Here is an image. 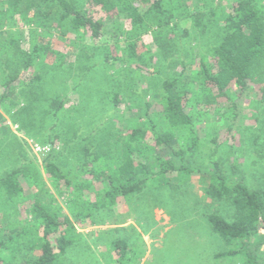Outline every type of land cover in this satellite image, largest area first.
<instances>
[{
    "label": "rangeland",
    "instance_id": "374dc122",
    "mask_svg": "<svg viewBox=\"0 0 264 264\" xmlns=\"http://www.w3.org/2000/svg\"><path fill=\"white\" fill-rule=\"evenodd\" d=\"M74 1L96 18L105 20L104 39L96 42L89 34L78 39L73 32L39 30L38 34L49 38L50 46L63 54V62L56 66L60 55L57 59H46L49 69L42 83H32L33 75L38 73L35 68L24 72L11 85L13 92L0 100V177L9 170L25 168L30 180L41 178L39 193L44 202L69 215L74 196L82 193L79 201H99L104 195V184L95 181L89 189L79 192L74 185L50 175L44 159L73 169L70 176L76 183L81 178L78 168L85 159L82 152L85 144L94 150L111 148L108 155L113 157L123 129L149 117L158 122L162 118L158 97L161 81L182 70V65L176 63L178 56L184 62L191 57L196 59L218 42L224 17L236 0H166L167 8L174 7L178 16L181 7L188 10V15H195L194 19H177L181 27L189 30V37L181 35L173 25V29L166 31L164 42H154L153 31L158 28L151 21L147 22L148 32L134 37L126 12L112 19L92 0ZM256 2L264 5V0ZM197 16L205 26L196 24ZM18 18L15 30L21 33L19 46L27 50L32 43L31 27L24 17ZM128 42L137 44L144 62L120 66L122 47ZM164 46L169 47L170 55L164 52ZM110 49L109 59L106 53ZM4 53L2 50L1 54ZM4 63L0 56V64ZM190 71L188 66L185 72ZM5 83L0 70V97L5 92ZM116 93L121 98L117 107ZM230 94L235 99V109L230 99L220 98L197 111L198 133L205 142L201 161L209 164L217 157L226 172L233 175L231 162L238 157L244 181L257 185L259 174L264 170L261 83L250 81L245 90L232 89ZM57 100L63 102L59 116H55ZM215 134L217 144L208 140ZM256 135L262 154L254 142ZM28 178L25 181L21 177L25 187L23 197H0V232L6 236L28 227L29 198L35 190ZM199 178L198 173L180 177L176 186L162 189L149 183L141 192L121 197L112 206L93 208L91 219L84 226L77 223L81 235L64 256V264H111L114 255L111 242L118 238L126 239L132 246L136 264H238V258L233 256L215 259L216 253L231 246L213 232L207 219L213 212L230 219L234 209L227 201L207 196ZM262 240L264 229L254 243Z\"/></svg>",
    "mask_w": 264,
    "mask_h": 264
},
{
    "label": "trees",
    "instance_id": "16d2710c",
    "mask_svg": "<svg viewBox=\"0 0 264 264\" xmlns=\"http://www.w3.org/2000/svg\"><path fill=\"white\" fill-rule=\"evenodd\" d=\"M92 1L112 19H118L126 12L134 37L148 32L150 26L147 22L150 21L158 28L153 31L154 42H164L166 31L173 29V25L181 35L190 36L189 30L181 27L177 19H194L195 14L188 15V10L181 7L178 16L174 7L167 8L166 0ZM18 16L24 17L31 27L32 43L27 50L19 46L21 33L15 30ZM195 20L196 24L205 26L201 17L197 16ZM223 23L220 39L209 52L203 51L197 60L191 57L187 62L177 57L176 63L182 65V70L169 74L160 83L158 97L162 118L156 122L149 117L123 129L115 145V156L108 155L111 148L94 150L85 144L82 147L85 159L78 168L81 178L76 183L70 176L73 169L62 168L48 158L44 159V167L50 175L74 185L79 192L89 189L95 181L103 182L101 200L93 203L79 201L84 194H77L71 199L69 215L44 202L39 193L41 178L30 180L25 168L9 170L0 177V197H23L25 187L21 177L25 181L28 178L29 185L35 188L29 198L28 227L14 230L7 236L0 232V264L13 261L64 264V256L81 235L77 223L84 226V222L91 219L93 208L112 206L121 197L141 192L149 183L161 189L176 186L180 177H192L195 173L203 181L207 196L227 201L234 209L230 219L217 212L207 216L213 232L231 246L216 253L215 259L233 256L238 258V264H264V240L254 243L264 229V170L259 174L258 184L249 185L244 181L238 157L231 162L233 175L226 172L217 157L209 164L201 161L205 143L197 129V111L201 107L207 108L218 99L227 98L235 109V99L230 91H243L250 81L261 83V102H264V5L256 0H236ZM39 30L73 32L78 39L89 34L93 40L101 42L106 34V22L85 11L74 0H0V56L5 60L0 64V70L6 79V89L0 100L13 92L10 91L11 85L24 72L35 68L38 73L33 75L32 83H42L49 69L46 59L60 55L56 66L63 62V54L51 47L49 38L38 34ZM2 50H5L3 55ZM110 52L111 49L106 58H111ZM164 52L170 55L168 46H164ZM122 53L120 66L143 61L136 43L124 44ZM150 58L153 59L152 53ZM188 66L191 71L186 73ZM120 101L116 93V107ZM62 105L63 102L58 101L55 116H59ZM208 140L218 143L216 134ZM257 141L256 135L255 144ZM256 146L261 153L258 144ZM111 248L114 251L111 264H136V253L126 239L113 240Z\"/></svg>",
    "mask_w": 264,
    "mask_h": 264
}]
</instances>
